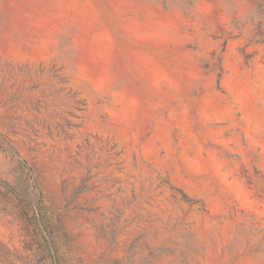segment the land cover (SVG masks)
Masks as SVG:
<instances>
[{"label": "rangeland", "instance_id": "obj_1", "mask_svg": "<svg viewBox=\"0 0 264 264\" xmlns=\"http://www.w3.org/2000/svg\"><path fill=\"white\" fill-rule=\"evenodd\" d=\"M0 264H264V0H0Z\"/></svg>", "mask_w": 264, "mask_h": 264}]
</instances>
